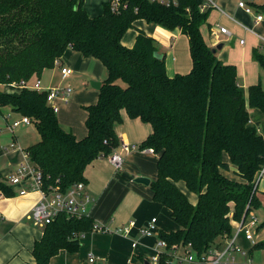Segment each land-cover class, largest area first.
Here are the masks:
<instances>
[{
  "label": "trees",
  "instance_id": "obj_1",
  "mask_svg": "<svg viewBox=\"0 0 264 264\" xmlns=\"http://www.w3.org/2000/svg\"><path fill=\"white\" fill-rule=\"evenodd\" d=\"M124 1L128 8L119 13L108 2L101 15L91 17L84 0H0V86L39 79L69 48L108 70L98 102L85 108L83 139L62 128L47 104V91L26 87L11 94L0 88V108L9 106L35 125L40 138L26 151L45 186L63 190L85 181L87 166L119 147L115 126L123 110L151 124L152 134L140 144L158 155L157 179L150 186L154 200L171 210L179 226L159 238L167 250L191 244L201 254L232 234L233 219L242 220L260 204L255 181L264 165V89L261 83L242 88L236 66L223 63L207 45L201 28L211 9L201 10L205 0H176L169 6ZM137 20L179 28L189 39L191 71L169 77L164 58L155 56L154 38L143 31L133 48L126 47L123 37ZM254 56L264 68V54L254 51ZM257 113L262 120H253ZM231 166L236 180L227 176ZM180 182L198 195L195 205ZM0 192L14 195L2 178ZM94 224L90 216L60 214L34 245L36 264H50L61 250L79 252L81 237L94 231ZM254 247L264 249V240ZM159 264H167L166 258Z\"/></svg>",
  "mask_w": 264,
  "mask_h": 264
},
{
  "label": "crops",
  "instance_id": "obj_2",
  "mask_svg": "<svg viewBox=\"0 0 264 264\" xmlns=\"http://www.w3.org/2000/svg\"><path fill=\"white\" fill-rule=\"evenodd\" d=\"M109 1L110 0H84V6L91 17H96L102 14L104 4ZM212 1L214 4L210 8L211 14L209 15L211 16L208 17L207 23L201 28L204 39L210 48L216 49L217 46L221 44L222 38L226 41L231 35L235 33L240 34L244 31L256 36L259 43H262L264 46L262 39L264 33H261V30L264 28V21L256 22L257 14L264 15V0H254L252 3L249 2L253 7L252 13H247L244 9L239 7L240 1L248 2V0ZM217 26L226 28L229 33L217 32L216 35L213 34V32L217 30ZM157 27L158 24L148 23L145 20H137L134 27L131 29H136L137 35L139 31H143L145 34L147 31H154L153 34H155ZM207 33L214 35L212 41L207 40L205 36ZM183 35L184 34L179 28L169 33V37H171L169 41V52L171 55V62L175 63L173 72L170 70L172 64L168 65L169 70L167 69V75L169 77H174L176 73L187 74L189 70L188 65H181L178 63L177 59L178 53L184 51L182 44L180 45V42L182 43V41H184ZM210 39H212V36H210ZM243 43L245 44V41ZM123 44L131 48L133 46V40L123 37ZM229 48L230 45L226 46L222 44L221 49H216L218 59L225 64H230L227 58ZM72 52L77 54L78 62L82 60L81 57L84 58V62L88 60L86 64L90 69H93L96 64L100 62L95 58L85 57L83 54L69 48L64 54L65 56L69 53V64H72V58H70ZM157 52L162 54L165 60L166 55L159 51ZM63 57L60 60L61 64L63 66H68L65 64ZM68 67L73 69V74L69 77V84L67 83V85L71 86L73 89L71 78L76 72L74 69L75 65L73 67ZM57 73H60L61 81L66 83L68 79L64 80L60 68L55 66L54 68L46 69L42 77L39 78L44 89L66 86L65 84L61 85L62 82L55 84ZM103 79L104 78H101L99 80L102 81ZM37 80L38 79H33L30 81V84H33ZM252 85H255V80L246 86H240L247 90V88ZM5 87L19 89L17 94L22 91V88L18 86L6 85ZM93 89L97 90L98 93L92 97L90 96L88 99L81 100L79 97H76L71 103L69 102L68 106L61 102L58 103L60 108L57 113L60 116L56 114L60 125L65 131L73 133L77 139H83L88 134L86 126L88 112L85 108L96 104L99 99V89L94 87ZM5 92L7 91L5 90ZM121 113L123 119L115 126L120 142L140 146V144L152 134V125L143 122L139 118H130L125 110ZM12 142H16L19 148L7 150L8 153L3 154L5 162L0 164V178L2 179H7L24 161L22 150L28 148H24L18 144L17 139H14ZM10 144L1 147L0 150L6 151L4 148L10 146ZM118 152L124 157V165L121 170H116L108 156H103L89 164L84 172L87 192L94 198V202L90 208V217L93 218L95 223L110 229V232L91 231L83 234L81 237V251L91 250L90 253L95 252L99 255L96 258L90 255V257L95 258L94 262H90L89 257L88 262L91 264L97 261H106L105 264H115L116 257L119 256L125 244L129 249L133 250L134 256L137 255V257L141 258V264H145V260L151 259L146 258L144 255L145 252H151V257L156 254L159 234L161 232L169 233L179 229L178 224L172 216L171 210L154 200L151 186L135 181L138 177H146L151 182L157 179L158 155L143 151L124 153L121 149H118ZM224 160L229 162L228 155L225 154ZM227 176L231 179H238L234 166H231ZM178 187L192 204L195 205L198 202V195L191 192L184 182L178 183ZM18 188L17 186L13 187L14 195L11 197L0 196V264H36V260L33 256V248L35 243L41 240L44 233V227L35 225L29 218L32 209L40 200V195L32 193L26 196H20L18 194ZM152 218H157L158 234L153 237H144L139 232V229L145 226ZM130 222H135V225L131 228L128 235L117 232L121 227L129 225ZM260 235H262V233ZM260 235H258V241H261ZM220 241L224 244L222 238H218L216 242ZM135 242L137 244L133 246ZM252 247L254 246L251 245L248 250L245 249L247 253L245 256L237 255L240 264H253ZM77 257L80 258V255L78 254ZM240 257L242 258L241 260H239ZM74 259H76L75 254L67 250H61L58 255L51 259L50 264H75L73 263ZM250 260H252L251 263H249ZM127 262L129 264H140L135 262L133 258H128Z\"/></svg>",
  "mask_w": 264,
  "mask_h": 264
},
{
  "label": "built area",
  "instance_id": "obj_3",
  "mask_svg": "<svg viewBox=\"0 0 264 264\" xmlns=\"http://www.w3.org/2000/svg\"><path fill=\"white\" fill-rule=\"evenodd\" d=\"M151 2H160L169 6L171 3H176V0H149ZM254 0L240 1L239 7L244 9L247 13L253 12V7L249 2ZM111 10L115 13H119L122 10L128 8V3L124 0H110ZM212 0H205V3L201 6V10L205 11L213 6ZM137 10V9H136ZM264 15L257 14L256 22H263ZM217 32L228 34L229 31L221 26H217ZM264 42V37L262 38ZM244 42L243 40L241 41ZM55 66L60 68L62 78L68 79L73 74V69L68 66H63L60 60L56 61ZM12 86H18L23 88H31L37 91H47V104L52 110L57 113L59 111V102L67 104L72 96V87L56 86L49 89H44L41 85V80L38 79L33 84L30 82H22L20 85L8 84ZM31 120L27 116H21L18 120H15L9 127L14 130L16 127L22 124H31ZM19 148L16 142H12L10 146L5 147L4 150H10ZM121 149L124 153H130L132 151H143L148 153H154L153 149H141L140 146L130 145L128 143L120 142L117 149L111 153L108 158L114 165L116 170H121L124 165V157L118 152ZM24 161L15 169V171L5 179L6 183L11 186L19 187L18 194L20 196H26L32 193L40 195V200L32 209L29 218L35 225L44 227L52 223L60 214H66L68 217L82 218L84 216H90V208L94 202V198L87 192V186L85 181L74 183L70 188L63 190L60 186H45L44 179L41 171L31 161L30 154L26 149L22 150ZM59 181V180H58ZM261 183H264V165L259 170L257 179L255 181V190L258 189ZM0 196H4L0 192ZM249 207V206H248ZM233 232L231 235L222 237L224 244L216 242L207 251L198 254L194 251L191 244L179 245L174 244L167 250L166 241L158 238L156 254L151 257L150 260H145L150 264H159L162 258H166L167 264H183L198 263V264H240L237 255L245 256L247 253L238 243L240 236H243L245 240L250 241L255 246L258 241V219L253 214V211L249 212V215H245L242 220H232ZM135 222H130L129 225L121 227L117 232H121L128 235L131 228L134 227ZM94 231L96 232H110V229L101 225L94 224ZM139 232L144 237H153L158 234L157 218H152L145 226L139 229ZM136 242L133 246H136ZM90 262H94L95 258L90 257ZM252 260L249 261L251 263Z\"/></svg>",
  "mask_w": 264,
  "mask_h": 264
},
{
  "label": "rangeland",
  "instance_id": "obj_4",
  "mask_svg": "<svg viewBox=\"0 0 264 264\" xmlns=\"http://www.w3.org/2000/svg\"><path fill=\"white\" fill-rule=\"evenodd\" d=\"M170 31L172 30L167 29L158 24L155 34H153L154 31H151L152 33L147 31L146 34L154 38L157 50L166 55L165 58L166 71L167 69L169 70L168 65L172 64L170 66L171 68L170 70L171 72H173L175 63L171 62V55L169 52V41L171 38L169 37ZM261 31H262L261 33H264V28ZM205 36L208 41H212L214 39L213 37L214 35L212 34L210 35L209 33H207ZM210 36H212V39H210ZM124 37L125 39L127 38L133 40V46H134L137 38L136 29H129ZM183 37H184V41H182V43L180 42V45L182 44L184 51L182 53H178L177 59H178V63H180L181 65L189 66V70L187 71V73H189L192 69V58L190 53V47L188 44V39L185 34L183 35ZM241 40L245 41V44L242 43ZM221 44H224L226 46L230 45L229 51L227 53V58L230 61L228 63L236 66L238 83L242 86L243 85L246 86L250 82L255 80V84L261 83L264 89V68L260 65V63L257 61V59L254 56V51H258L259 53L264 54V46L262 45V43H259L257 37L252 35L251 33H247L244 31L243 33L240 34L235 33L234 35H231L230 37H228V39H226V41H224V39L222 38ZM133 46L131 48H133ZM77 57H78L77 54L72 52V55L70 56V58H72V64H69L70 63L69 53L68 55H65L63 57L65 64L72 67L75 65L74 69L76 71L71 78V83L73 85L74 91L69 101L70 103L76 97H79L81 100H85L88 99L90 96L92 97L93 95L97 94L98 91L93 89L91 85L92 82L102 83L108 78V70L101 61L98 64H96V66L93 69H90L89 67H87L86 64L88 60L84 62V58L81 57L82 60L78 62ZM177 74L179 73H176V75ZM101 78L104 79L101 81L99 80ZM36 79L37 78H35V80ZM61 80L62 79L60 77V73H57L55 78V84L61 82H62L61 85L65 84L67 86V83L69 84V78L66 81V83H64V81ZM5 86L6 85L0 86V88L3 89L4 91L6 90L7 92H11L13 94H17L19 91V89L16 88L10 89ZM68 105L69 103L66 104V106ZM58 116L60 115L58 114ZM19 118H21V115L12 111V109L9 106L0 108V149L3 146H7V144L9 145L12 141H14V139H17L18 144H20L24 148L25 147L29 148V146L33 145L39 139V133L33 123L22 124L21 126L16 127L14 130H11V128L9 127L10 124H12L14 120ZM257 119L262 120V115L260 113L254 115L253 120L256 121ZM4 153H8V151L0 150V164L5 162L3 158ZM257 197L260 200V204L258 208L253 210V214L257 217L259 226H262L264 224V183H261L260 186L258 187ZM263 230L264 227L258 229V235L262 233V235H260L261 241L264 238ZM238 243L241 245V247L244 250L245 249L248 250L252 245V243L250 241L245 240L243 236H240ZM81 249L79 250L80 253L79 252L72 253L76 255V259L73 260V263L75 264H91L88 262L90 255L94 256L95 258L99 256L95 252L90 253L91 250L81 251ZM252 251H253V255H252L253 264H264V249H259L254 247ZM78 254L80 255V258L77 257ZM144 255L146 256V258L150 259L152 253L148 251L145 252ZM127 257L133 258V260L137 263L141 264L142 262L141 258L137 257V255L134 256L133 250L129 249L125 244L123 245L122 251L119 254V256L116 257L115 264H129L127 262L128 259ZM241 259L242 258L240 257L239 260ZM105 263L106 261H102V262L97 261L94 264H105ZM183 264H192V263L184 262ZM194 264H198V263H194Z\"/></svg>",
  "mask_w": 264,
  "mask_h": 264
},
{
  "label": "water",
  "instance_id": "obj_5",
  "mask_svg": "<svg viewBox=\"0 0 264 264\" xmlns=\"http://www.w3.org/2000/svg\"><path fill=\"white\" fill-rule=\"evenodd\" d=\"M222 48V44L218 45L216 49H221ZM216 49H213V52H216ZM155 56L159 59H163V55L156 52L155 53ZM92 87L96 88V89H99L101 88V83L100 82H92ZM137 183H141V184H145V185H150L151 181L146 178V177H138L136 180H135ZM145 264H150L149 262H145Z\"/></svg>",
  "mask_w": 264,
  "mask_h": 264
}]
</instances>
